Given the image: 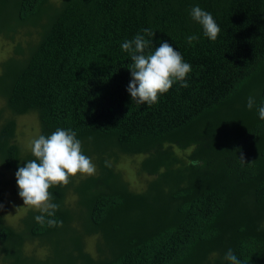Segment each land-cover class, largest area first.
I'll return each instance as SVG.
<instances>
[{
	"label": "trees",
	"instance_id": "16d2710c",
	"mask_svg": "<svg viewBox=\"0 0 264 264\" xmlns=\"http://www.w3.org/2000/svg\"><path fill=\"white\" fill-rule=\"evenodd\" d=\"M196 6L220 26L215 41L191 18ZM29 27L36 41L0 67L3 185L19 196L15 174L33 157L13 117L29 113L40 135L75 131L97 172L51 187L53 216L32 208L8 225L0 211V264H229V249L264 264V120L246 107L249 96L264 104V0H0L1 39ZM145 28L155 33L145 54L167 42L192 66L187 88L174 82L151 106L127 91L133 62L121 48ZM119 156L141 157L142 192L116 171Z\"/></svg>",
	"mask_w": 264,
	"mask_h": 264
},
{
	"label": "clouds",
	"instance_id": "9594fccd",
	"mask_svg": "<svg viewBox=\"0 0 264 264\" xmlns=\"http://www.w3.org/2000/svg\"><path fill=\"white\" fill-rule=\"evenodd\" d=\"M190 15L202 26L204 36L212 41L217 39L221 29L209 12L196 6ZM141 31L143 34L138 33L133 39L122 42L121 48L130 55L133 62L127 91L132 100L151 106L172 88L174 82H181L180 86L187 88L185 78L192 71V66L167 42H162L154 51L145 54L152 45V40L146 37H153L155 33L147 28ZM197 39L198 36L190 35L187 42L191 45ZM254 106L259 118L264 120V104L257 106L255 98L249 96L246 107L252 110ZM30 150L33 159L19 167L15 174L18 194L24 206H30L48 216H53L59 209V205L54 202L55 197L49 191L51 187L67 185L70 177L77 174L93 176L97 172L92 159L84 154L77 133L71 129L58 128L49 136L40 135L31 141ZM235 152L239 153L240 162L246 163L243 151L237 148ZM188 163L196 167L200 162L190 160ZM35 220L43 223L44 215L36 216ZM48 223L54 224L55 221L49 220ZM225 259L229 264H241L231 249L225 254Z\"/></svg>",
	"mask_w": 264,
	"mask_h": 264
},
{
	"label": "rangeland",
	"instance_id": "374dc122",
	"mask_svg": "<svg viewBox=\"0 0 264 264\" xmlns=\"http://www.w3.org/2000/svg\"><path fill=\"white\" fill-rule=\"evenodd\" d=\"M37 39V30L33 28L22 29L21 33L16 36L14 41H8L0 38V67L3 62L8 60L13 56L15 47L19 44L23 49H25L27 42H35ZM1 73V70H0ZM5 101L0 98V112L5 108ZM10 115L7 111L2 112V118L0 119V125L3 120L8 118ZM13 117V116H12ZM16 124L15 131V143L22 148L23 152H31L30 144L35 138L40 135L39 123L37 115L34 113H29L24 116L13 117ZM141 161V157H128L119 156L118 165L116 166V171L121 174L122 179L127 182L128 187L131 191L142 192L145 188V180L140 179L136 176V169ZM84 178L86 175L77 174L75 177ZM10 179V174L4 171L0 167V181L2 185L0 188L5 195V201L0 203V211L5 219L6 224L16 225L17 221L22 217L25 211L32 209V207L25 205L20 196L13 197L11 187L4 186L3 184ZM14 198L13 202L11 198ZM69 202L73 203L74 198L70 197ZM34 209V208H33ZM36 210V209H34ZM96 237H90L86 239V251L94 255ZM35 245V244H34ZM30 245L27 248V252L31 253L34 251L35 246ZM35 255L38 258H43L44 251L42 249H35Z\"/></svg>",
	"mask_w": 264,
	"mask_h": 264
}]
</instances>
